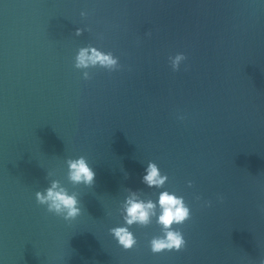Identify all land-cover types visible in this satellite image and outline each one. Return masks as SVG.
Instances as JSON below:
<instances>
[{"label":"water","instance_id":"95a60500","mask_svg":"<svg viewBox=\"0 0 264 264\" xmlns=\"http://www.w3.org/2000/svg\"><path fill=\"white\" fill-rule=\"evenodd\" d=\"M81 48L118 67L77 68ZM80 156L92 186L68 180ZM52 181L75 220L37 203ZM164 190L191 208L186 246L153 253V220L125 250L126 197ZM0 264H264V0H0Z\"/></svg>","mask_w":264,"mask_h":264},{"label":"clouds","instance_id":"9594fccd","mask_svg":"<svg viewBox=\"0 0 264 264\" xmlns=\"http://www.w3.org/2000/svg\"><path fill=\"white\" fill-rule=\"evenodd\" d=\"M185 59L183 53L173 57V69H179L181 62ZM75 66L80 69L99 66L115 70L118 67V58L110 52L105 53L96 48H81L76 55ZM84 76L87 78L88 73L85 72ZM67 166L68 180L73 185L92 186L95 183L96 172L85 156L68 159ZM142 180L149 188H163L168 176L161 172L156 162L150 161ZM35 196L37 203L45 206L49 213L60 216L66 221L75 220L82 214L79 196L69 191L59 181H52L50 187L36 192ZM190 218V206L183 196L175 192L164 190L159 193L158 199L145 200L133 191L126 197L123 204V224L110 229V232L120 246L129 250L137 244L131 226H148L155 220L161 228V234L153 236L149 241L151 251L153 253L179 251L186 246L187 242L184 234L174 225H180Z\"/></svg>","mask_w":264,"mask_h":264}]
</instances>
